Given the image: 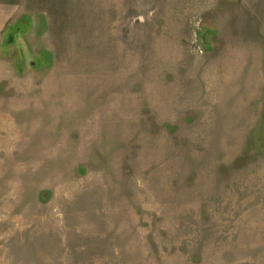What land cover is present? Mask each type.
Returning a JSON list of instances; mask_svg holds the SVG:
<instances>
[{
    "label": "rangeland",
    "instance_id": "obj_1",
    "mask_svg": "<svg viewBox=\"0 0 264 264\" xmlns=\"http://www.w3.org/2000/svg\"><path fill=\"white\" fill-rule=\"evenodd\" d=\"M0 264H264V0H0Z\"/></svg>",
    "mask_w": 264,
    "mask_h": 264
}]
</instances>
